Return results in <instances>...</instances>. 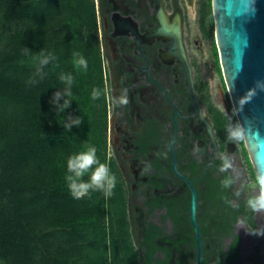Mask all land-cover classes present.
Wrapping results in <instances>:
<instances>
[{
    "label": "trees",
    "instance_id": "1",
    "mask_svg": "<svg viewBox=\"0 0 264 264\" xmlns=\"http://www.w3.org/2000/svg\"><path fill=\"white\" fill-rule=\"evenodd\" d=\"M201 3L206 27L211 1ZM42 50L54 59L40 64ZM74 53L86 58V70L74 64ZM218 53L214 45L221 72ZM69 75L71 86L63 79ZM105 87L96 0H0V264H198L189 211L172 212L171 229L151 219L141 235L132 227L127 191L108 155ZM66 99L71 103L61 111ZM74 119L80 123L68 129ZM217 122L222 130L231 124L219 112ZM87 145L117 177L111 196L91 189L79 199L71 195L67 158ZM233 181L229 170L212 180L206 197L213 211L197 215L203 264H244L236 223L255 222L246 199L233 194Z\"/></svg>",
    "mask_w": 264,
    "mask_h": 264
},
{
    "label": "flooded vegetation",
    "instance_id": "2",
    "mask_svg": "<svg viewBox=\"0 0 264 264\" xmlns=\"http://www.w3.org/2000/svg\"><path fill=\"white\" fill-rule=\"evenodd\" d=\"M183 3L96 0L108 89V155L126 188L132 227L139 235L140 226L149 219L171 229L172 212L190 214L191 189L176 170L196 188L197 215L213 211L206 197L210 183L225 170L223 157L230 159L242 145L220 128L217 113L221 112L197 77V56L189 48ZM199 4L202 9L201 0ZM191 45L197 54L198 41ZM122 97L126 103L118 102ZM226 170L232 173L235 195L234 174ZM150 207L154 209L148 216Z\"/></svg>",
    "mask_w": 264,
    "mask_h": 264
},
{
    "label": "water",
    "instance_id": "3",
    "mask_svg": "<svg viewBox=\"0 0 264 264\" xmlns=\"http://www.w3.org/2000/svg\"><path fill=\"white\" fill-rule=\"evenodd\" d=\"M216 44L244 143L257 173H264V0H212ZM192 94L191 69L188 67ZM205 121V120H204ZM206 122V121H205ZM206 125L209 124L206 122ZM176 170V161H175ZM191 189L190 220L196 233L198 264H203L198 195L193 183L176 170Z\"/></svg>",
    "mask_w": 264,
    "mask_h": 264
},
{
    "label": "rangeland",
    "instance_id": "4",
    "mask_svg": "<svg viewBox=\"0 0 264 264\" xmlns=\"http://www.w3.org/2000/svg\"><path fill=\"white\" fill-rule=\"evenodd\" d=\"M210 1L212 17H209L208 25L204 27L201 22L202 9L199 0H192V3H190V0H184L183 9L186 14L185 31L188 41H190V51L194 57L197 56L196 69L198 79L205 83V91L208 92L207 94L220 112L228 115L233 120V123L238 124L236 123L238 120L235 115L231 96L228 92L222 67L220 72L217 68L213 53V47L217 44L213 2L212 0ZM195 40L198 41L197 54L191 45ZM243 144L245 146L244 139ZM230 160L232 163L230 169L235 178L236 193L244 197L247 202L253 198L259 200L255 210L249 207L252 211L255 224H252L249 217H241L236 223V232L242 237L241 253L243 263L256 264L254 257L258 253V264H264V199H259L261 197V189L251 182L256 172L249 155L246 156L244 153L242 145L238 153L230 156Z\"/></svg>",
    "mask_w": 264,
    "mask_h": 264
},
{
    "label": "clouds",
    "instance_id": "5",
    "mask_svg": "<svg viewBox=\"0 0 264 264\" xmlns=\"http://www.w3.org/2000/svg\"><path fill=\"white\" fill-rule=\"evenodd\" d=\"M24 53L26 55L30 54L29 49L25 48ZM74 64L83 69H87L88 62L85 57L79 55L78 53L73 54ZM49 59H54L51 53H48L42 50L39 54L38 61L40 64H45ZM63 79L67 80L69 86H71L73 79L71 75L67 77H63ZM105 94L108 92L107 87L104 88ZM69 97L72 96V93L69 90L67 91ZM61 93H56V99L59 100ZM100 96V92L97 88H93L91 92V97L93 100L98 99ZM119 103H126V98H121ZM71 103L70 99H66L64 104L60 106V110ZM79 124V119L72 120L71 123H67L65 126L68 129H71L72 124ZM244 130L239 124H229L228 127V137L232 142H240L244 139ZM223 169H228L232 166L231 160L227 155L223 157ZM87 176V179L84 177ZM65 180L67 182V186L71 192V195L79 199L89 192V190H99L102 191L105 197L111 196L113 193V189L117 183V177L115 173H113L109 167V165L105 162H102L100 158L97 156V148L94 145H87L83 150L75 152L71 154L67 158V172L65 175ZM231 183V181H228ZM251 182L258 186L261 189V197L259 199H264V173H257L254 179ZM259 200L256 198L250 199L248 201L249 207L252 209H256L258 206Z\"/></svg>",
    "mask_w": 264,
    "mask_h": 264
},
{
    "label": "bare ground",
    "instance_id": "6",
    "mask_svg": "<svg viewBox=\"0 0 264 264\" xmlns=\"http://www.w3.org/2000/svg\"><path fill=\"white\" fill-rule=\"evenodd\" d=\"M174 34V33H173Z\"/></svg>",
    "mask_w": 264,
    "mask_h": 264
}]
</instances>
